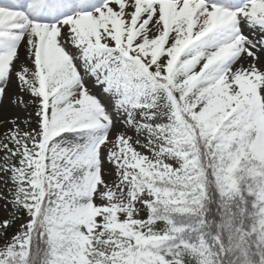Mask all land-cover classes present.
<instances>
[{"label": "snow or ice", "instance_id": "6c2138e0", "mask_svg": "<svg viewBox=\"0 0 264 264\" xmlns=\"http://www.w3.org/2000/svg\"><path fill=\"white\" fill-rule=\"evenodd\" d=\"M5 99L0 264H264V0H0Z\"/></svg>", "mask_w": 264, "mask_h": 264}, {"label": "rangeland", "instance_id": "374dc122", "mask_svg": "<svg viewBox=\"0 0 264 264\" xmlns=\"http://www.w3.org/2000/svg\"><path fill=\"white\" fill-rule=\"evenodd\" d=\"M14 91V89H10L9 90V95H11V92ZM17 110L13 109L10 107V105L8 104L7 99H5L4 104L0 105V116L5 115L6 117H9L11 115L16 114ZM4 118V119H5ZM3 120L0 119V122H2ZM3 128V124L0 123V130H2ZM0 215H3V209L2 207H0Z\"/></svg>", "mask_w": 264, "mask_h": 264}, {"label": "bare ground", "instance_id": "6f19581e", "mask_svg": "<svg viewBox=\"0 0 264 264\" xmlns=\"http://www.w3.org/2000/svg\"><path fill=\"white\" fill-rule=\"evenodd\" d=\"M4 118H5V115L0 116L1 120H4Z\"/></svg>", "mask_w": 264, "mask_h": 264}]
</instances>
